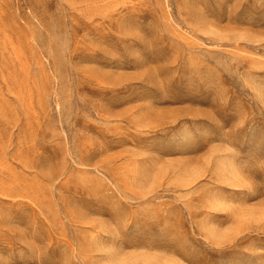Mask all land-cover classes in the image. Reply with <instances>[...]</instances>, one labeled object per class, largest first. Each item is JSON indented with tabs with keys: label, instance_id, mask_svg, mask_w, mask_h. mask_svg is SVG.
I'll use <instances>...</instances> for the list:
<instances>
[{
	"label": "rangeland",
	"instance_id": "obj_1",
	"mask_svg": "<svg viewBox=\"0 0 264 264\" xmlns=\"http://www.w3.org/2000/svg\"><path fill=\"white\" fill-rule=\"evenodd\" d=\"M0 264H264V0H0Z\"/></svg>",
	"mask_w": 264,
	"mask_h": 264
}]
</instances>
